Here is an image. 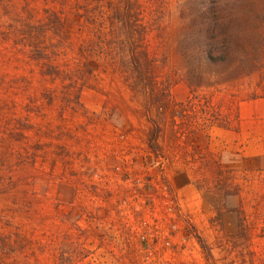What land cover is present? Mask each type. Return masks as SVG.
<instances>
[{"label":"rangeland","instance_id":"1","mask_svg":"<svg viewBox=\"0 0 264 264\" xmlns=\"http://www.w3.org/2000/svg\"><path fill=\"white\" fill-rule=\"evenodd\" d=\"M189 1L0 0V264H264V57L200 86Z\"/></svg>","mask_w":264,"mask_h":264},{"label":"trees","instance_id":"2","mask_svg":"<svg viewBox=\"0 0 264 264\" xmlns=\"http://www.w3.org/2000/svg\"><path fill=\"white\" fill-rule=\"evenodd\" d=\"M181 19L192 32L185 54L190 66L200 67V86L212 85L207 65L221 69L212 73L223 82L251 75L259 67L264 57V0H190ZM159 133L156 126L154 138ZM150 147L155 149L154 144Z\"/></svg>","mask_w":264,"mask_h":264}]
</instances>
